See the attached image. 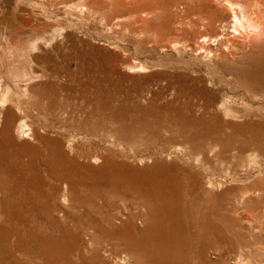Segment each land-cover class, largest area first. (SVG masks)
Here are the masks:
<instances>
[{"label": "bare ground", "instance_id": "1", "mask_svg": "<svg viewBox=\"0 0 264 264\" xmlns=\"http://www.w3.org/2000/svg\"><path fill=\"white\" fill-rule=\"evenodd\" d=\"M54 1L60 2V4L62 3L68 13L76 14L80 18L81 24L87 22L88 19L94 20L93 13L96 14L98 12H96V10H99L104 4L103 0ZM116 2V5H120V3L122 4V0H117ZM170 2L173 13H177L181 10L180 4L182 3H179L178 0H171ZM114 3H111L110 5H115ZM201 4L208 8V12L207 15L204 16L205 18L200 17V21L203 22V27H200L203 28V30H201L200 34H197L196 38L188 39V41L187 39L186 41H184V39L183 41L171 40L173 43L171 42V45L169 44L173 50L183 53L184 56L185 54H190L191 56H194L195 59L199 60L202 65L206 66V70H200L198 73L191 71L188 73H166L164 75H159L157 74L158 72H151L150 70L154 63H150L151 65H149L146 62H139L140 60L138 61L139 63L137 61L131 62L130 60L118 64L117 57L112 54V58L109 60L108 64H106L108 65V69L114 71L112 76H88L86 74L85 76L87 77H78L74 73L75 70L71 67L72 59L74 57L71 51L75 49L77 44H85V40L82 38H76V35L70 31L68 33L67 31L63 32L66 28L65 26L53 30V34L49 36L40 33L29 39H25L14 34L15 40L12 42L13 46L11 45L9 47L6 45L5 52L0 51V91L3 86H6L3 92H1L0 109L6 107L8 102H12L16 107V110L14 109L15 111L10 108L12 106H9V108L6 109L7 116L9 117L5 127L7 136L5 138L0 137V184L8 189V193L4 194L3 190L0 188V220L4 221L7 225L9 233H0V241H2V239L5 241L10 239L9 241H11L12 237L18 234L15 228L23 216V203H27L28 208H25L26 210L29 212L35 211V213H41V215L48 220L51 219L56 226L58 225V228L61 231L58 239L53 237L40 238L41 235L39 237V235L36 236L30 234L31 239L35 243L41 245V250L34 254L42 256V260L40 262L38 260V264H75L72 260V255L77 256V254L81 252L82 249L79 248L83 247L84 242V239H82V232L71 231L70 224H68L69 221L73 222L75 220L73 219L75 218V215L71 212L72 209L69 212L68 208L73 202L74 194L77 193L75 192L76 189L78 190V195L77 197L75 196V198L83 200L92 197V201H99L97 204L101 210L100 216L90 211L82 215L86 223L89 225V229L92 230L91 233H89L88 245H91L92 242L97 240L100 243V240L103 242V240L111 238L118 243L124 242L128 246L125 254L118 257V260L115 261V263L120 264V261L121 263L131 261L135 264H177L176 260L178 259L176 258V251L179 249V252H182L183 250L182 253H185L186 255L189 249L194 248V242H191V239L192 236H195L204 240L211 238L212 241H202L199 243L197 239H192L195 240L198 249L197 262L200 260L201 263L203 261L204 264H218V262H215L210 257L213 252H216L217 255H219V258L221 257L220 259H222L224 264H230L225 259L224 249L226 244H223L225 237H223L222 232L219 231L220 228L216 225L217 222L215 223L211 220V217L209 218V212L205 209V203L210 201L211 198L217 196V189H220L225 183L221 180L217 181L218 179L216 180L213 177H203L199 171L202 163V166L208 163L209 156H213V159H215V157L218 159L221 154H226L228 150H233V148L230 149L231 146L219 150L221 142L214 141L210 136L211 132H214L215 134L217 133L219 126H227L229 121H227L226 112L230 110L231 107H229L230 105H226V101L229 102L227 98L228 96L221 101L216 99V94L218 92L215 87L218 86L219 83H217L216 78L209 70H207V68L218 70V73L222 76V80L227 85H232L231 87H234L236 90V93L233 92V95L238 97L239 95L244 96L250 101L264 98V0H209L208 2L202 0ZM157 6L158 5L155 6L152 3V0H148V2L140 1V3L132 6V9L134 10L132 11V16L143 17V20L150 17L155 18V15L159 11V6ZM169 6H166L167 9ZM3 12V6L0 2V20L2 19ZM124 16L122 15L123 18H121V15L117 14L115 10L107 17H100L99 20L100 22L105 23L106 26H108V24L111 28L112 26H117L116 29L121 30L127 25V20ZM127 16L130 15L127 14L126 17ZM160 16L158 17L160 18ZM128 24H131L132 35L136 34L138 37L143 34V31L139 30L140 27L139 29L135 27L134 20H130V23ZM150 25L152 24L150 23ZM70 27L72 28V26ZM150 34H152V31ZM140 37L142 38V36ZM137 39L140 40V38ZM140 43L142 44L143 42ZM144 43H146L145 40ZM170 47L168 48L170 49ZM101 49L104 50L105 48ZM6 52L12 54V57L8 59L9 62L14 63L16 62V59L21 60V58H26L29 61V66H21L20 68H15V66L11 65L9 66L8 63L6 64ZM85 55L86 54H84V57ZM190 59L189 56L188 60ZM103 60L101 59V64L103 63ZM175 60L179 61V58ZM195 62L196 61L193 63ZM79 65L81 70L86 68L83 67L82 64ZM188 65L190 64L188 63ZM154 67L155 64L153 65V68ZM176 68L173 67V69ZM119 69L124 71H120ZM135 69H141L144 73L140 75H132L133 73H131L130 70ZM154 69H156V67ZM154 69L153 71H155ZM149 70L150 72L145 73ZM198 70L199 69H197V71ZM161 79L163 83L161 82ZM129 82L136 86V91H143L145 87L148 86L150 95L154 94L153 97H158L160 91L162 92V95L166 91L167 93H170L172 97L176 98V100L186 103L184 106L186 107L187 112L184 114V112H180L177 107L173 114H166V120L164 119L166 123H164V125H160V119L162 118L160 117V114L153 113L151 109L143 106L137 107L136 105L135 107L134 104V107L140 110L139 112L143 113L151 123L153 122L152 125L154 123L157 125L153 128L148 124H141V132L142 134H145V139L156 140L160 138L162 131L167 132L164 133L165 135L171 133L185 139V143H179L176 142V138L173 139L170 137L172 140L168 147L164 146L157 152H154V154H164L165 158H173L177 162L174 160H172V162L162 161L161 163L156 161L155 164L142 172L112 160L109 152L97 149V151H93L92 153H86L89 147L86 149V145L75 144L74 140L76 137L73 139V135L71 136V134H68L65 131L67 128L66 125L75 123V120H78L83 126L93 123H95V126H98V124H96L98 119L97 115L101 117L102 114L90 116L89 114L83 113L84 109L83 111H79V107H75L78 111H74L73 106L76 104L81 107L83 106V108L86 105L90 106L94 104V107L97 106V108L104 110V113H108L105 112V110H110L114 114L117 113V117L120 118L118 121H123L124 115L118 113V111L123 106L127 107V103L124 105L120 100L115 99L116 97L114 99L107 98L110 94L108 87L115 88ZM101 85L104 86L103 89L100 87ZM150 86H153L155 91L154 89H150ZM223 91L224 90H222V92ZM33 95L36 96V101H41L49 110V115L52 114L50 124H45L46 126L43 125L40 127L39 123L36 125L39 126L38 128L36 127V129L35 127H32L31 122L33 119L30 120L31 112L28 107V98L33 97ZM150 95L148 94V97H150ZM126 97L123 98H125L126 101H129L130 98ZM123 102L125 103V101ZM37 103L38 102H34L36 105ZM207 107L210 108L207 109ZM107 119L109 120V118ZM130 119L132 118H129V120ZM110 121H112L111 118ZM124 122H126V119ZM97 126L95 128H97ZM161 126H163L162 129H160ZM204 127L206 128L204 129ZM126 128L132 130L131 128L134 127L131 126L130 128V126H128ZM48 129H51V131L55 133L53 137L48 136L46 133L48 132ZM174 129H176V132ZM105 130L107 131V128ZM2 132H4V129ZM42 132H45L47 135L41 134ZM115 134V132H110V136L117 140L118 138L116 139L115 136L117 135ZM26 139L28 141L33 140L34 143L33 141L32 143L24 141ZM85 141L82 142L85 143ZM191 141H194L196 146L192 147L190 144ZM80 142L81 141L79 140V143ZM100 142L102 141L100 140ZM79 148H81V152L79 151ZM135 148H137V146ZM186 148L187 153L185 152ZM255 152L257 153V151ZM255 152H252V156L249 154L250 156L248 159L246 158L245 160L244 158L243 161L242 159L240 160V162L242 161L241 167L251 165V159ZM186 156L192 157L191 161L187 163L185 162V164H180L179 160L181 161V159ZM226 156L227 155H225L224 158H226ZM78 158H84L88 162H81ZM150 158H152L151 155ZM224 160L226 161V159ZM100 162L101 164L98 167H95ZM194 162L195 165H193ZM255 163H257V161ZM195 167L199 169H195ZM231 171H233V169H231ZM182 175H187L186 179L192 188V193H196V197H198L200 201L201 210L205 213L208 212L206 215L204 214L203 217V214H201V216L198 215L194 220L189 219V214L187 215L186 213L187 216L185 215V222L187 225L181 224L180 217L181 205L179 199L181 197L180 184L182 181ZM231 175L230 165L228 163L227 167L225 166L223 177L228 179L231 178ZM150 182H153V186H149ZM19 190L23 191L21 198L18 197ZM47 191H51V193L48 194ZM121 196H125L126 200H129L132 204H127V201H125L123 205L118 204L116 198ZM184 198L186 199V197ZM137 199L144 201V204H141L142 208L145 207L143 217L136 212L137 208H141H136V206H138V203L136 202ZM37 200L42 203L40 206L38 205ZM163 202L169 204V207L164 208ZM54 211L55 213L53 214ZM147 213L153 217L151 221H149L150 217H148ZM155 219L169 224L170 230L162 228ZM25 225L27 224L25 223ZM162 230V235L166 244L163 243L161 239ZM179 231H181L182 234H179ZM86 235L88 236V233H86ZM101 237H103V239ZM22 239V236H18L13 240L14 242L11 244L14 251H19L22 246ZM174 239L178 242H172ZM9 241L6 242L8 243ZM88 245L84 246V249L89 247ZM89 252L91 254H89L90 256H87L85 253L86 256L83 254V257L85 256L84 262L82 261L83 264H98L91 256H101L100 250H97L96 252L95 250H89ZM25 253L28 256V254L32 255L34 252L27 249ZM182 253H180L179 257H181L182 260H185L183 255H181ZM19 262V264H29L25 258L21 261L19 260ZM99 264H101V262ZM233 264L238 263L236 261ZM259 264H264V261L261 260Z\"/></svg>", "mask_w": 264, "mask_h": 264}, {"label": "rangeland", "instance_id": "2", "mask_svg": "<svg viewBox=\"0 0 264 264\" xmlns=\"http://www.w3.org/2000/svg\"><path fill=\"white\" fill-rule=\"evenodd\" d=\"M116 1L117 0H103L104 4L99 9L100 11L96 10V12L97 11L98 12L96 14L93 13V19L94 20L88 19L87 22H84V24L83 23L81 24V20L76 14L68 13L66 11V9L64 8L65 6L62 3L60 4V2H55L54 0H0V2L2 3V6H3V11H4L2 19L0 20V49H1L0 51L5 52L6 45L9 47L12 45V42L15 40L14 34H17L19 37H22L25 39H29L30 37L36 36L40 33H43V34L49 36V35L53 34L52 33L53 30H55L57 28H62L65 26L66 28L64 29L63 32L67 31V33H68L70 31L71 33H74L76 35V38H82L83 40H85V44L79 43L75 46V49H74L75 51L74 50L71 51V53H73V56H74L72 59L71 67L75 70L74 73L78 77H87V76H85L86 74L88 76H91V75L112 76L114 71H111L110 69H108V65H106V64H108L109 60L112 58V54L117 57L118 64H121V62L130 61V60H131V62H134V61L138 62L140 60L139 62H141V63L146 62L149 65L154 63L156 69H154L155 67L153 68L154 64H152V67L150 70H151V72H156V73L158 72L157 74H159V75H164L166 73L167 74H170V73H172V74L176 73L177 74V73H181V72L182 73H188L191 71L198 73L200 70L201 71L206 70V66L202 65V63L199 60L195 59L194 56H191L190 54H185V56H184L183 53L175 51L170 47L172 41H174V40L175 41L176 40L183 41V39H184V41H186V39L188 41V39L196 38V35L197 34L199 35L201 30H203V28H200V27H203L202 26L203 22L200 21V17L205 18L204 16L207 15L208 8L205 5L201 4L202 0H178V2L182 3V4H180L181 10H179L177 13H173V11L171 9L172 8L171 2H170L171 0H152V3L155 6L158 5L160 9L158 8L159 11L155 15L156 17L153 16L155 18L150 17L151 19L147 18L145 20H143V17L140 18L139 16H132V11H134L132 9V6L136 5L137 3H140V1L148 2V0H129V1L122 0V4L120 3V5L119 4L116 5V3H117ZM203 1L208 2L209 0L208 1L203 0ZM132 2H133V4H132ZM111 3H114L115 5H113V4L110 5ZM166 3H169V4H166ZM40 4H42L43 6ZM161 5H162V8H161ZM181 5H182V7H181ZM114 6H116V7H114ZM129 6H131V7H129ZM166 6H169L168 7L169 10L167 9ZM164 7L167 9V11ZM183 8H184V10H183ZM44 10H47V11H44ZM115 10H116L117 14L121 15V18H123L122 15L123 16L125 15L124 18H126V20H127L126 21L127 25L125 26V28H123L121 30L116 29L117 26H112V28H111V26H109V24H108V26H106L105 23H102L99 20L100 17H102V16L107 17L108 15L112 14ZM184 11H186V12H184ZM180 12H181V14H180ZM127 14L130 16L126 17ZM158 16H160L161 19ZM164 17H165V19H164ZM96 18H97V20H96ZM156 19L158 20V22H160L163 19L164 20L161 21L160 22L161 24H160L157 22ZM130 20L131 21L134 20L135 21V27H137L138 29L140 27L139 30L143 31L144 35L143 34L140 35V36H142V38L140 36L137 37L136 34L132 35L131 24H128V23H130ZM151 20H152V22H151ZM175 21H177V22H175ZM153 22H154V25H153ZM150 23L153 26L150 25ZM92 24H94V25H92ZM143 24H145V25H143ZM70 26H72V28ZM151 26L153 29L151 28ZM69 28H71V29H69ZM196 29H197V31H196ZM113 30L114 31L116 30V31L114 32ZM151 31H152V34H150ZM67 33H64V34H67ZM145 34H146V36H145ZM133 36H136V37H133ZM147 37H149V38H147ZM86 38H88V39H86ZM137 38H140V40ZM168 38H169V40H168ZM165 39H166V41H165ZM144 40L146 43H144ZM69 41H70V39H69ZM151 41H152V43H151ZM140 42H143V43L141 44ZM167 45H169V46H167ZM91 47H92V50H91ZM161 47H164V48H161ZM168 47H170V49ZM101 48H103V49L105 48V49L102 50ZM145 49H147V50H145ZM112 50L113 51L115 50L114 51L115 54L113 53ZM141 51H142V53H141ZM170 51H171V53H170ZM92 53H93V55H92ZM173 53H175V54H173ZM84 54H86L85 57H84ZM142 54H143V56H142ZM177 55L178 56L180 55V56L178 57ZM189 56L191 58L190 60H188ZM11 57H12V54H9L7 52L5 53L6 64L8 63L9 66L10 65L15 66V68H20L21 66H27V67L29 66V61L26 58H21V60L16 59V62L11 63L8 60ZM172 58H174V59H172ZM177 58H179L180 62L175 60ZM181 58H182V60H181ZM101 59L102 60L104 59L102 61L103 62L102 64H101ZM88 61H89V63H88ZM183 61H184V63H186L187 61L188 62L186 64H184ZM189 61H191V62H189ZM194 61H196L197 63L196 62L193 63ZM73 62H74V64H73ZM137 62H135V63H137ZM188 63L190 65H188ZM79 64H82L83 67H86V68L84 70H81L79 68V66H80ZM191 64L195 67H193ZM172 66L174 68H176V67L177 68L173 69ZM199 66H201V67H199ZM77 67H78V69H77ZM0 69H1V67H0ZM153 69L155 71H153ZM197 69H199V70L197 71ZM119 70L124 71L122 69H119ZM135 70H130L131 73H133L132 75H140V74L144 73V71H142L141 69H137L136 71ZM150 70L145 72V73L150 72ZM207 70L210 71V73L216 78L217 83H219L218 86L215 87L217 89V92H218L216 94L218 96V97L216 96V99L218 101H221L228 96L227 98H228L229 102L226 101V105H228V106L230 105L229 107H231L230 110H228L226 112V118L228 119L227 121H229L227 126H225V125L219 126L217 133L215 134L214 132H211L210 136H211V138L214 139V141H216V142L220 141L221 142L220 143L221 146H219V150L229 148L230 146H231L230 149L233 148V150L227 151L230 154L227 152H226V154L225 153L221 154V156H219L218 159H216L217 157H215V159H213L214 158L213 156H209L208 163L206 165L202 166L203 165V163H202V165L200 166V169L195 167V169H199L200 174L203 177H208V176L210 178L213 177L216 180L218 179L217 181L221 180L223 183H225V185L223 184V186H221L222 189H221V187H220V189L219 188L217 189L218 190L217 196H215L214 198H211L210 201L205 203V209H207V211L209 213L208 212L205 213L203 210H201L200 201H199L198 197H196V193H192V188L190 187V185L186 179L187 175H182V178H181L182 181L180 184L181 197L179 199V202L181 205L180 206L181 224L187 225V223L185 222L186 213H187V215L189 214L188 218L193 219V220L196 219L198 217V215L201 216V214H203L202 215V217H203L204 214L206 215L208 213V215H210L209 218L211 217L212 221H214L215 223L217 222L216 225L220 228L219 231H221L223 237H225L224 240L226 242L224 241L225 243L223 242V244H226L224 252H225V259L228 261V263L233 264L237 261L238 264H250V262H251V264H259L261 262V260L264 261V156H263L264 155V98H262L260 100L257 99V100H251L250 101L248 98H245L244 96H240V95H239V97L235 96L233 94L236 93L235 92L236 90L234 89V87H231L232 85L228 84V85H230V86H228L222 80V76L220 73H218V70L211 69V68H207ZM212 70H215V71H212ZM161 82L163 83L162 79H161ZM162 83H160V84H162ZM222 85H223V87H222ZM5 87L6 86H3L2 90L0 91V98H1V92H3ZM100 87H102V89L104 88V86H102V85ZM105 88H107V87H105ZM135 88H136V86L131 84L130 82L124 83L123 85L117 86L115 88H109L108 87V90H110L109 91L110 94H109V96H107V98H113L114 99L116 97L115 99L120 100L124 105L127 103V105H126L127 107L123 106L118 111V113H121L124 115L123 121H118V119H120V118L117 117V115H116L117 113L114 114L110 110H105V112H108V113H104V110L97 108V106L94 107V104H92L90 106L86 105V106H84V108H83V106L81 107L80 105L76 104L75 106H73L74 111H78L77 108L79 107L78 108L79 111H83V109H84L83 113L89 114L90 116H94L95 114L96 115L102 114L101 115L102 118L97 115L98 119L96 121V124H98V126H100V125L101 126L98 127L96 125L97 128H95L96 127L95 123L83 126L80 124V122L78 120H75V123H73L74 125L72 123H70L69 125H66L67 128L66 127H64V128H66L65 131L68 134H71V136L73 135V137H72L73 139L76 137L74 140L75 144H81L83 146L86 145L87 146L86 149L89 147L88 148L89 150L87 149L86 153H92L93 151H97V149L103 150L105 152L110 153L109 155L112 158V160L119 162L122 165H126V166L135 168L136 170H140L143 172L144 170L148 169L153 164H155L156 161L160 162V163L162 161L163 162L164 161L172 162V160L176 161L173 158H169V157L165 158L164 154H159V153L154 154V152H157L159 149H161L164 146L168 147L171 140H172L171 138H173V139L176 138V142H179V143L184 142L185 139L176 135V134L169 133V134L165 135L164 133H167V132H163L162 130H161L162 134H161L160 138H158L156 140L155 139H152V140L145 139V137H144L145 134L144 133L142 134V132H141L142 131L141 124H148L149 126H151L153 128L157 125L155 123L152 125L153 122L151 123V121L148 120L147 117H145L143 113L139 112L140 110H138V108H135L136 105H137V107H140V106L146 107L148 109H151L153 111V113L160 114V117H162L160 119L161 120L160 125H162V124L164 125V123H166L165 122L166 114L167 115L173 114L174 111L177 109V107L179 108L180 112L182 111V112H184V114L187 112V109L184 106V104L186 105V103H182L181 101L176 100V98L172 97L171 94L167 93L166 91L163 93V95H162V92L160 91L158 94V97H153L154 94L150 95V91L148 89V86H146L143 91L142 90L136 91ZM230 88L232 91L230 90ZM150 89H154V91H155V88L153 86H150ZM222 90H224V91L222 92ZM221 93L222 94L224 93L223 94L224 96ZM148 94L150 95V97H148ZM119 96H121V97H119ZM123 97L130 98V100L126 101L125 98H123ZM28 99H29L28 107H29L30 112H31V119L30 120L33 119V121L31 122L32 127H35V129H36V127L38 128L39 126L41 127L43 125L46 126V125L50 124V122H51L50 120H52L51 119L52 114L49 115V112H48L49 110L44 106V104L41 101H38V100L36 101L35 95H33V97L28 98ZM30 101H33V102H30ZM123 101H125V103ZM34 102L35 103L38 102L39 104L37 103V105H36V104H34ZM131 103H132V105H131ZM134 104H135V107H134ZM177 104H178V106H177ZM214 104H216V103H214ZM231 104H232V106H231ZM9 106H12V107H10V108H12V110H14V109L16 110V107L12 102H8L6 107H4L3 109H0V137H2V138H5L7 136V134L5 132V127H6L7 121L9 120V117L7 116V112H6L7 110L6 109H8ZM39 107H40V109H39ZM75 107H77V108H75ZM174 107H175V109H174ZM213 107H214V105H213ZM224 107H225V105H224ZM166 108H167V110H166ZM209 108L210 107H207V109H209ZM163 109L165 110V112L166 111L167 112L165 113ZM102 111L104 114L102 113ZM36 114H37V116H36ZM43 115H44V117H43ZM47 117L48 118L50 117V118L48 119ZM99 118H101V119H99ZM107 118H109V120ZM110 118L113 122L110 121ZM129 118H132V119H130L131 121L129 120ZM125 119H126V122H124ZM34 123H36V124H34ZM128 123H130V124H128ZM37 124H39V126H36ZM115 125H117V126H115ZM128 126H130V128H131V126H133L134 128H131L132 130H128L126 128ZM162 127L163 126H161L160 129H162ZM106 128H107V131L105 130ZM205 128L206 127H204V129ZM3 129H4V132H2ZM68 129H69V131H68ZM109 129L112 132L116 133L115 135H117V136H115V137H116V139L118 138L117 140L113 139V137L110 136L111 131ZM215 129H216V127H215ZM174 131L176 132V129H174ZM46 133L50 137H53L55 134V133H53V131H51V129H48V132H46ZM41 134L47 135V134H45V132H42ZM128 134H130L131 136ZM84 135H86V136H84ZM102 137H103V139H102ZM179 138H180V140H179ZM79 140L81 141L80 143H79ZM100 140L102 142H100ZM24 141H28V140L26 139ZM32 141L29 140L28 142L32 143ZM82 141L83 142L85 141V143H83ZM33 143H34V141H33ZM190 144L192 145V147L196 146L194 141H191ZM136 146H137V148H135ZM223 146H224V148H223ZM239 146H241V147H239ZM254 146H255V148H254ZM221 147H222V149H221ZM80 149L81 148H79V151L81 152ZM255 151H257V153ZM166 152H169V151H166ZM185 152L187 153V148H186ZM252 152H255V153H253V157L251 159L253 164L251 162L250 166L247 165L245 167H241L242 161L244 160V158H245V160H246V158L248 159V157L250 155L252 156ZM231 153L232 154L235 153L234 154L235 157ZM239 153H240V155H239ZM150 155L152 156V158H150ZM225 155H227L226 158H224ZM237 155H239V156L236 157ZM222 157L224 159H226V161ZM191 159H192V157L186 156V157H183L181 159V161L179 160V163L185 164V162L187 163V162L191 161ZM241 159H242V161L240 162ZM255 159H257V160H255ZM78 160H80L81 162L85 161V163L88 162L84 158H78ZM222 161H224V162H222ZM232 161L235 165L232 163ZM256 161H257V163H255ZM228 163L230 165V172L234 176L231 175V178L227 179V178H224L223 176L225 173V166L227 167ZM100 164H101V162L98 163L95 167H98ZM193 165H195V162ZM231 169H233V171H231ZM220 173H222V174H220ZM237 175H239V176H237ZM0 186H1L0 188L3 190L4 194H7L8 189L5 188L2 184H0ZM149 186H153V182H150ZM181 187H183V188H181ZM186 190H188V191H186ZM75 192H77V193L74 194L73 202L69 205V208H68L69 212L72 209L71 212H73L72 214L75 215V218H73L75 220L73 222L69 221L68 224H70V227H71L70 230L71 231H74V232L81 231L82 232V237H83L82 239H84L83 240L84 242H83V247L79 248V249H82L81 252H79V254H77V256L72 255L73 262L75 264H83L84 257L86 255L87 256L91 255L89 250H93V251L95 250V252L97 250L98 251L100 250L101 256H99V257L98 256L97 257L91 256L92 259H95L98 264L100 262H101V264H118V263H115V261L118 260V257L123 256L125 254V251L127 250L128 246L124 242L118 243L111 238H107L106 240H103V242L99 238L100 243L97 240L95 242H92L91 245H88L87 242H89L88 241L89 240L88 239L89 233H91L92 230L89 229V225L86 223V221L82 217V215H84L86 212L90 211V212H94L100 216L101 210L99 209V205L97 204V202L99 203V201H96V202L92 201V199H93L92 197H90V199L78 200L77 198H75V196L77 197V195H78V190L75 189ZM47 193L50 194L51 191H47ZM22 194H23V191L19 190L18 191V197L21 198ZM184 195H186V196H184ZM182 197L183 198L186 197V199L185 198L183 199ZM116 199L118 201V204H120V205L121 204L123 205L125 201H127V204L128 203L132 204L129 200H126L125 196H121L119 198L117 197ZM120 200L122 203L120 202ZM47 201H49V200H47ZM136 202L138 203V206H136V208L141 207V204H144V201H142L140 199H137ZM37 203L39 206L42 204L38 200H37ZM23 204H24V206H23L24 208H22L23 209V214H22L23 216L21 218V221L16 225V228H15V230L18 234H16V236H13L11 241H9L10 239L6 240V241H9L8 243L3 239H2L3 242L0 241V264H19L20 263L19 260L21 261L24 258L27 260V262H29V264H38V260L40 262L42 260L41 259L42 256L34 255V254L41 250V245L35 243L31 239L30 234H33L36 236L39 235V237L41 235L40 238H46V237H53L56 239L59 238V233L61 231L59 230L58 225L56 226V224L53 223L51 221V219L48 220L47 218L42 216L41 213L40 214L35 213V211L29 212L28 210H26L28 208L27 203H23ZM163 207L168 208L169 204L163 202ZM144 211H145V207L144 208L141 207V208L136 209L137 214L140 215L141 217H143ZM54 213H55V211L53 212V214ZM147 214H148V217H150L149 221H151L153 219V217L149 213H147ZM24 220H26L27 222ZM155 220L158 221V223L160 224V226L162 228H165L166 230H170L169 224H167L166 222H160L157 219H155ZM229 221H230V223H229ZM25 223L27 225H25ZM4 232L8 233V228H7V225L4 223V221L0 220V233H4ZM86 233H88V236L86 235ZM162 233H163V230L161 232V239H162L163 243L166 244V241L163 238ZM179 234H182V232L179 231ZM18 236L23 237L22 246L19 249V251H14L11 243H13L14 242L13 240H15ZM101 238L103 239V237H101ZM192 239H195V240L197 239L199 241V243H201L202 241L203 242H206V241L212 242L211 238L204 240V239L192 236ZM192 239H191V242L192 241L194 242V248L189 249V251L192 250V251H190L191 253L189 251H187L189 254L187 253L185 255V253H182L183 250H182V252H179L180 251L179 249H178V251H176L177 252L176 258L179 260V261L176 260L177 264H204L203 261L201 263L200 260H198V262H197L198 249H197V245L195 244V240H192ZM0 240H1V238H0ZM172 242H178V241L176 239H174ZM86 245H88L89 247H86L84 249V246H86ZM234 246H235V248H234ZM27 249L29 251L30 250L33 251L34 253L32 255L28 254V256H27V254L25 253L27 251ZM20 250H22V251H20ZM180 253H182L181 255H183L185 260H182L181 257H179ZM83 254L85 255L84 257H83ZM177 254H178V257H177ZM80 256L83 258H81ZM210 257L215 262H218V264H224L222 262V259H220L221 257L219 258V255H217L216 252L215 253L213 252L210 255ZM259 259H261V260H259ZM77 262H79V263H77ZM126 262H128V261H126ZM126 262L121 263V261H120V264H129V263L135 264L131 261L128 263H126Z\"/></svg>", "mask_w": 264, "mask_h": 264}]
</instances>
